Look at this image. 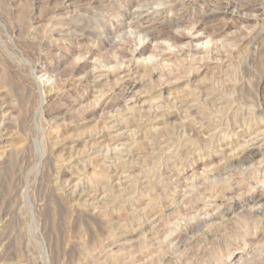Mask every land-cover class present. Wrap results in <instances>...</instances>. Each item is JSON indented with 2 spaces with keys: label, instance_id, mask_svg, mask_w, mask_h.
<instances>
[{
  "label": "rangeland",
  "instance_id": "rangeland-1",
  "mask_svg": "<svg viewBox=\"0 0 264 264\" xmlns=\"http://www.w3.org/2000/svg\"><path fill=\"white\" fill-rule=\"evenodd\" d=\"M263 128L264 0H0V264H264Z\"/></svg>",
  "mask_w": 264,
  "mask_h": 264
},
{
  "label": "bare ground",
  "instance_id": "bare-ground-1",
  "mask_svg": "<svg viewBox=\"0 0 264 264\" xmlns=\"http://www.w3.org/2000/svg\"><path fill=\"white\" fill-rule=\"evenodd\" d=\"M220 13H221V12H220ZM225 13H226V12H225ZM141 23H142V22H141ZM63 26H64V25H63ZM177 40H178V39H177ZM140 54H141V53H140ZM202 54H203V53H202ZM110 73H111V72H110ZM129 74H130V73H129ZM94 78H95V77H94ZM87 80H88V79H87ZM90 80H92V79L90 78ZM93 80H94V79H93ZM93 80H92V81H93ZM208 80H209V79H208ZM88 83H89V82H88ZM70 84H71V83H70ZM207 84H208V83H207ZM130 88H131V87H130ZM14 89H17V88H14ZM50 89H51V88H50ZM216 89H217V88H216ZM213 90H214V89H213ZM15 91H16V90H15ZM217 91H218V90H217ZM16 92H17V91H16ZM48 92H50V91H48ZM131 93H132V92H131ZM133 93H134V92H133ZM209 93H210V92H209ZM213 93H214V92H213ZM17 94H18V93H17ZM48 94H49V93H48ZM203 94H204V93H203ZM206 94H207V93H206ZM57 95H58V94H57ZM191 95H192V94H191ZM209 95H210V94H209ZM223 95H224V94H223ZM229 95H230V93H229ZM187 96H188V94H187ZM213 96H214V94H213ZM226 96H227V94H226ZM209 97H210V96H209ZM224 97H225V96H224ZM86 98H87V97H86ZM227 98H228V97H227ZM232 98H233V97H232ZM204 99H205V98H204ZM218 100H219V99H218ZM220 100H222V99H220ZM143 101H144V100H143ZM187 101H188V100H187ZM136 102H137V101H136ZM194 102H195V101H194ZM194 102H193V103H194ZM211 102H212V101H211ZM223 102H224V101H223ZM232 102H233V101H232ZM142 103H143V102H142ZM185 103H186V102H185ZM199 103H200V102H199ZM217 103H219V102L217 101ZM229 103H230V102H229ZM229 103H227V104H229ZM233 103H234V102H233ZM148 104H149V103H148ZM151 104H152V103H151ZM151 104H149V105H151ZM189 104H190V103H189ZM221 104H222V103H221ZM225 104H226V103H225ZM230 104H231V103H230ZM230 104H229V105H230ZM142 105H143V104H142ZM142 105H141V106H142ZM190 105H191V104H190ZM132 106H133V105H132ZM147 106H148V105H147ZM218 106H219V104H218ZM149 107H150V106H149ZM154 107H155V106H154ZM131 108H132V107H131ZM204 108H205V107H204ZM207 108H208V107H207ZM213 108H214V107H213ZM213 108H212V109H213ZM235 108H236V107H235ZM127 109H128V108H127ZM145 109H146V108H145ZM151 109H152V107H151ZM155 109H156V108H155ZM213 110H214V109H213ZM223 110H224V109H222V111H223ZM238 110H239V109H238ZM238 110H237V111H238ZM127 111H128V110H127ZM130 111H132V110H130ZM204 111H206V110H204ZM138 112H139V111H138ZM238 112H239V111H238ZM128 113H129V112H128ZM183 113H184V112H183ZM205 113H206V112H205ZM221 113H222V112H221ZM231 113H232V112H231ZM231 113H230V114H231ZM237 114H238V113H237ZM246 114H247V113H246ZM141 116H142V115H141ZM205 116H206V115H205ZM90 117H91V116H90ZM123 117H124V116H123ZM207 117H208V115H207ZM209 117H210V116H209ZM216 117H217V116H216ZM216 117H215V118H216ZM246 117H247V116H246ZM215 118H214V119H215ZM162 119H163V118H162ZM208 119H209V118H208ZM212 119H213V118H212ZM235 119H236V118H235ZM216 120H217V118H216ZM216 120H214V122H215ZM85 121H86V119H85ZM117 121H118V120H117ZM122 121H123V120H122ZM218 121H219V120H218ZM112 122H113V121H112ZM232 122H234V121L232 120ZM242 122H243V121H242ZM242 122H241V124H242ZM217 124H218V122H217ZM102 125H103V124H102ZM109 125H110V124H109ZM168 125H169V124H168ZM107 126H108V125H107ZM116 126H117V125L109 126L105 131H111V132L116 133V132H117V130H116ZM225 126H226V125H225ZM101 127H102V126H101ZM104 127H105V126H104ZM178 127H179V125H178ZM235 127H236V126H235ZM155 128H156V127H155ZM174 128H175V127H174ZM217 128H218V127H217ZM103 129H104V128H103ZM166 129H167V128H166ZM179 129H180V128H179ZM225 129H226V128H224V130H225ZM227 129H228V127H227ZM227 129H226V130H227ZM243 129H244V128H243ZM263 129H264V128H263ZM99 130H100V129H99ZM177 130H178V129H177ZM185 130H186V128H185ZM199 130H200V129H199ZM217 130H218V129H217ZM261 130H262V129H261ZM105 131H103V132L105 133ZM118 131H119V130H118ZM137 131H139V130H137ZM158 131H159V130H158ZM167 131H168V129H167ZM215 131H216V130H215ZM235 131H236V130H235ZM237 131H238V130H237ZM164 132H165V131H164ZM171 132H172V131H171ZM213 132H214V131H213ZM257 132H258V131H257ZM149 133H150V132H149ZM155 133H156V132H155ZM221 133H222V132H221ZM255 133H256V132H255ZM102 134H103V133H102ZM116 134L118 135L119 133H116ZM151 134H152V133H151ZM210 134H211V133H210ZM253 134H254V133H253ZM253 134H252V135H253ZM94 135H95V133H94ZM99 135H100V134H99ZM117 135H116V137H119L120 134H119L118 136H117ZM142 135H143V134H142ZM88 136H89V135H88ZM132 136H133V135H132ZM156 136H157V135H156ZM167 136H168V135H167ZM167 136H166V137H167ZM172 136H173V134H172ZM182 136H184V135H182ZM218 136H220V135H218ZM259 136H260V135H259ZM185 137H186V136H185ZM251 137H253V136H251ZM251 137H250V138H251ZM261 137H262V136H261ZM120 138H121V137H120ZM152 138H153V137H152ZM157 138H158V137H157ZM202 138H203V137H202ZM204 138H205V137H204ZM206 138H208V137H206ZM220 138H221V137H220ZM241 138H242V137H241ZM248 138H249V137H248ZM89 139H90V138H89ZM146 139H147V138H146ZM161 139H162V138H161ZM201 140H202V139H201ZM249 140H250V139H249ZM104 141H105V140H104ZM170 141H171V140H170ZM220 141H221V139H220ZM226 141H227V140H226ZM244 141H246V140H244ZM190 142H191V141H190ZM249 142H250V141H249ZM212 143H213V142H212ZM238 143H239V142H238ZM172 144H173V143H172ZM187 144H189V143H187ZM223 144H224V143H223ZM236 144H237V143H236ZM241 144H242V143H241ZM248 144H249V143H248ZM163 145H164V144H163ZM183 145H184V144H183ZM189 145H191V144H189ZM212 145H213V144H212ZM217 145H218V142H217ZM221 145H222V144H221ZM229 145H230V144H229ZM229 145H228V146H229ZM243 145H244V144H243ZM243 145H242V147H243ZM255 145H257V139H256V138H255V139H251V144H250L248 147L245 146L246 149H247V153H248L249 151H251V148H252L253 146H255ZM173 146H174V145H173ZM223 146H224V145H223ZM226 146H227V145H226ZM95 147H96V146H95ZM189 147H190V146H189ZM224 147H225V146H224ZM236 147H237V146H236ZM115 148H116V147H115ZM192 148H193V147H192ZM202 148H203V147H202ZM204 148H205V147H204ZM204 148H203V149H204ZM207 148L209 149V147H207ZM218 148H219V147H218ZM228 148H229V147H228ZM228 148H227V149H228ZM243 148H244V147H243ZM74 149H75V148H74ZM116 149H117V148H116ZM128 149H129V148H128ZM130 149H131V148H130ZM170 149H171V148H170ZM194 149H195V148H194ZM238 149H239V147H238ZM241 149H242V148H240V150H241ZM121 150H122V149H121ZM168 150H169V149H168ZM232 150H233V149H232ZM116 151H117V150H116ZM119 151H120V149H119ZM125 151H128V150L125 149ZM218 151H219V150H218ZM218 151H217V152H218ZM111 152H112V151H111ZM121 152H122V151H121ZM129 152H130V151H129ZM137 152H138V151H137ZM166 152H167V151H166ZM209 152H210V151H209ZM220 152H221V151H220ZM223 152H224V151H223ZM230 152H231V151H230ZM232 152H233V151H232ZM117 153H119V152H117ZM213 153H214V152H213ZM235 153H236V151H235ZM237 153H238V152H237ZM241 153H242V152H241ZM249 153H250V152H249ZM253 153H254V152H253ZM120 154H121V153H120ZM229 154H230V153H229ZM244 154H246V153H244ZM250 154H251V153H250ZM102 155H103V154H102ZM123 155H124V153H123ZM212 155H216V154H212ZM227 155H228V154H227ZM240 155H241V154H240ZM240 155H239V157H241ZM252 155H253V154H252ZM232 156H233V155H232ZM75 157H76V155H75ZM102 157H103V156H102ZM215 157H216V156H215ZM227 157H228V156H227ZM97 158H99V157H97ZM202 158H203V157H202ZM204 158H205V156H204ZM235 158H236V157L234 156V159H235ZM246 158H247V157H246ZM87 159H88V158H87ZM87 159H86V160H87ZM91 159H92V158H91ZM122 159H124V158H122ZM227 159H228V158H227ZM232 159H233V157H232ZM236 159H237V158H236ZM236 159H235V160H236ZM238 159H240V158H238ZM125 160H126V159H125ZM196 160H197V159H196ZM235 160H234V161H235ZM234 161H233V163H234ZM256 161H257V160H256ZM218 162H219V161H218ZM116 163H117V162H116ZM230 163H231V162H230ZM233 163H232V164H233ZM240 163H241V162H240ZM262 164H263V163H262ZM205 165H206V164H205ZM192 166H193V165H192ZM249 166H250V165H249ZM209 167H210V166H209ZM217 167H218V166H217ZM130 168H131V167H130ZM206 169H207V168H206ZM207 171H208V169H207ZM254 171H255V170H254ZM66 172H67V171H66ZM208 172H210V171H208ZM214 172H215V171H214ZM258 172H259V171H258ZM258 172H257V173H258ZM140 173H141V172H140ZM242 173H243V172H242ZM249 173H250V172H249ZM252 173H253V172H252ZM253 174H254V173H253ZM259 174H260V173H259ZM262 174H263V173H262ZM238 175H239V174H238ZM208 176H209V175H208ZM215 176H216V175H215ZM261 176H262V175H261ZM104 178H105V177H104ZM232 178H233V177H232ZM239 178H240V177H239ZM131 179H132V178H131ZM240 179H241V178H240ZM102 180H103V179H102ZM106 180H107V179H106ZM231 180H232V179H231ZM133 181H134V180H133ZM133 181H132V183H133ZM135 181H136V180H135ZM203 181H204V180H203ZM203 181H202V182H203ZM227 181H228V179H227ZM235 181H236V180H235ZM196 183H197V182H196ZM204 183H205V182H204ZM95 184H96V183H95ZM99 184H100V183H99ZM115 184H116V183H115ZM70 185H71V184H70ZM75 185H76V184H75ZM92 185H93V184H92ZM235 185H236V184H235ZM236 186H237V185H236ZM238 186H239V185H238ZM100 187H101V186H100ZM111 187H112V186H111ZM104 188H105V187H104ZM131 188H132V187H131ZM129 190H130V189H129ZM97 191H98V190H97ZM101 191H102V190H101ZM111 192H112V191H111ZM181 193H182V192H181ZM70 194H72V193H70ZM115 194H116V193H115ZM130 194H131V193H130ZM87 195H88V194H87ZM87 195H86V196H87ZM112 195H113V194H112ZM119 195H120V194H119ZM128 195H129V194H128ZM79 196H80V195H79ZM110 196H111V195H110ZM203 196H204V195H203ZM105 197H106V196H105ZM118 197H119V196H118ZM125 197H126V196H125ZM125 197H124V198H125ZM99 198H101V197H99ZM99 198H98V199H99ZM122 198H123V197H122ZM205 198H206V197H205ZM114 199H115V198H114ZM114 199H113V200H114ZM119 199H121V198H119ZM126 199H127V198H126ZM236 199H237V198H236ZM105 200H107V199H105ZM108 200L110 201V199H108ZM121 200H123V199H121ZM121 200H120V201H121ZM128 200H129V199H128ZM207 200H208V199H207ZM82 201H83V200H82ZM84 201H85V200H84ZM123 201H124V200H123ZM205 201H206V200H205ZM110 202H111V201H110ZM112 202H113V201H112ZM116 202H117V201H116ZM80 203H81V202H80ZM84 205H85V204H84ZM102 205H103V204H102ZM121 205H123V204H121ZM100 206H101V205H100ZM104 206H105V205H104ZM109 206H110V205H109ZM112 206H113V205H112ZM129 206H130V205H129ZM181 206H182V205H181ZM119 207H120V206H119ZM255 207H256V206H255ZM104 208H105V207H104ZM108 208H110V207H108ZM205 208H206V207H205ZM102 209H103V208H102ZM125 209H126V208H125ZM207 209H208V208H207ZM104 210H106V209H104ZM104 210H103V212H104ZM110 211H111V210H110ZM110 211H109V212H110ZM244 212H245V211H244ZM56 217H57V216H56ZM59 220H60V219H59ZM85 221H86V220H85ZM95 221H96V220H95ZM175 221H176V220H175ZM169 225H170V224H169ZM173 225H174V224H173ZM111 226H112V225H111ZM162 227H163V226H162ZM163 228H164V227H163ZM110 229H111V228H110ZM132 229H133V228H132ZM159 229H160V228H159ZM112 230H114V229H112ZM122 231H123V230H122ZM115 233H116V232H115ZM173 233H174V232H173ZM110 235H111V234H110ZM113 235H115V234H113ZM170 235H171V234H170ZM108 237H110V236H108ZM114 237H115V236H114ZM137 237H138V236H137ZM112 238H113V237H112ZM151 238H152V237H151ZM126 241H127V240H126ZM185 242H186V241H185ZM173 243H174V242H173ZM164 244H165V242H164ZM121 245H123V244H121ZM118 246H119V245H118ZM135 246H136V245H135ZM137 246H138V245H137ZM137 246H136V247H137ZM150 246H151V245H150ZM120 247H121V246H120ZM122 247H123V246H122ZM124 247H125V246H124ZM127 247H128V246H127ZM133 247H134V246H133ZM125 248H126V247H125ZM246 248H247V247H246ZM123 249H124V248H123ZM129 249H130V248H129ZM129 249H128V250H129ZM120 250L122 251V249H120ZM120 250H119V251H120ZM128 250H127V251H128ZM132 250H133V249H132ZM242 250H243V249H242ZM125 251H126V250H125ZM149 251H150V250H149ZM114 252H115V251H114ZM123 253H125V252H123ZM107 254H108V253H107ZM114 254H116V253H114ZM119 254H120V253H119ZM121 254H122V252H121ZM110 255H112V253H111ZM115 256H116V255H115ZM109 257H112V256H109ZM247 257H248V256H247ZM99 258H100V257H99ZM104 258H106V257H104ZM115 258H116V257H115ZM129 258H130V257H129ZM239 258H240V257H239ZM132 259H133V258H132ZM107 260H109V258H108ZM111 260H112V259H111ZM126 260H127V259H126ZM113 261H115V259H114ZM129 261H130V260H129ZM101 262H102V261H101ZM124 262H125V261H124ZM122 263H123V262L121 261V264H122ZM239 264H240V263H239Z\"/></svg>",
  "mask_w": 264,
  "mask_h": 264
}]
</instances>
